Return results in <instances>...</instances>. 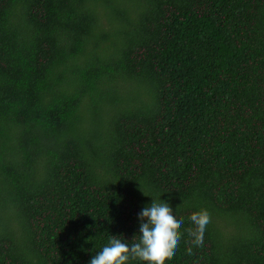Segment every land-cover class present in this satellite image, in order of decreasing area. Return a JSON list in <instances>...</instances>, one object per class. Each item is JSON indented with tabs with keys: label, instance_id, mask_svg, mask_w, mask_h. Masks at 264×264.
<instances>
[{
	"label": "trees",
	"instance_id": "16d2710c",
	"mask_svg": "<svg viewBox=\"0 0 264 264\" xmlns=\"http://www.w3.org/2000/svg\"><path fill=\"white\" fill-rule=\"evenodd\" d=\"M141 189L162 264H264V0H0V264H89Z\"/></svg>",
	"mask_w": 264,
	"mask_h": 264
},
{
	"label": "clouds",
	"instance_id": "9594fccd",
	"mask_svg": "<svg viewBox=\"0 0 264 264\" xmlns=\"http://www.w3.org/2000/svg\"><path fill=\"white\" fill-rule=\"evenodd\" d=\"M142 190V189H141ZM161 190L151 196L142 190L149 201L138 213L139 233L131 242L122 236H111L107 244L90 259L89 264H131L143 261L145 264H162L163 257L171 255L178 246L182 233L177 226L184 222L166 197L158 196ZM194 227L189 235L196 246L204 243L203 236L209 223V213L205 209L193 212L189 217ZM122 237V238H121Z\"/></svg>",
	"mask_w": 264,
	"mask_h": 264
}]
</instances>
